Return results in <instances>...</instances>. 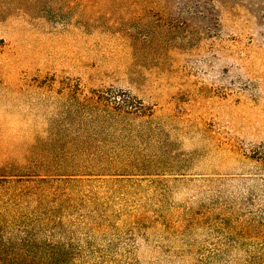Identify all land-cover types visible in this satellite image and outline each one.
Listing matches in <instances>:
<instances>
[{
  "label": "rangeland",
  "instance_id": "rangeland-1",
  "mask_svg": "<svg viewBox=\"0 0 264 264\" xmlns=\"http://www.w3.org/2000/svg\"><path fill=\"white\" fill-rule=\"evenodd\" d=\"M0 264H264V0H0Z\"/></svg>",
  "mask_w": 264,
  "mask_h": 264
}]
</instances>
